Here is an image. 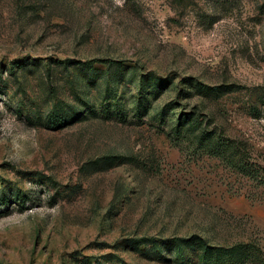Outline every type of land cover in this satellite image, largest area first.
I'll list each match as a JSON object with an SVG mask.
<instances>
[{
  "label": "rangeland",
  "instance_id": "obj_1",
  "mask_svg": "<svg viewBox=\"0 0 264 264\" xmlns=\"http://www.w3.org/2000/svg\"><path fill=\"white\" fill-rule=\"evenodd\" d=\"M195 109L246 173L177 132ZM192 234L264 251V0H0V264H176Z\"/></svg>",
  "mask_w": 264,
  "mask_h": 264
},
{
  "label": "trees",
  "instance_id": "obj_2",
  "mask_svg": "<svg viewBox=\"0 0 264 264\" xmlns=\"http://www.w3.org/2000/svg\"><path fill=\"white\" fill-rule=\"evenodd\" d=\"M97 62H106L109 65H120L123 63L122 60H115L111 58H67L65 60L66 65L75 63L90 67L94 66ZM185 82L189 84L184 85V87L182 85L178 87V93L185 96L188 94L191 95L193 90H199L201 93L215 94L222 91L221 87H211L204 82L195 80L194 77H188ZM165 83L166 79L159 77L155 71L145 73L140 79L141 88L145 93L159 91L160 88H158V85H165ZM180 103L186 108V103ZM194 107L196 108V106ZM57 109L58 108L55 107L53 112H57ZM200 116L201 113L196 109L190 112H181L177 132L185 127L194 128L197 131L195 133L198 143H201L205 148L207 147L210 150L214 149V151H216L215 148H217L218 144L221 145L222 143L233 146L235 148V152L239 155L237 161L240 166L239 164L238 166L241 170H243V172L248 171V167L246 166L247 148L235 141H224L222 139V135L218 133V131L208 129V127L204 125V121ZM146 242H152L156 247L160 246V241L156 236H143L131 239V244L136 247ZM166 244L170 247V251L173 254V259L176 264H264V251L259 242L252 240L239 241L233 244H213L208 238L203 237L202 235L192 234L190 236L175 235L168 238L166 240Z\"/></svg>",
  "mask_w": 264,
  "mask_h": 264
}]
</instances>
